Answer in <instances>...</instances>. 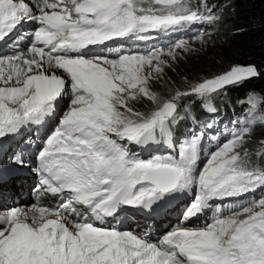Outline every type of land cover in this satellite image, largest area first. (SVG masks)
I'll return each instance as SVG.
<instances>
[{
	"label": "snow or ice",
	"instance_id": "obj_1",
	"mask_svg": "<svg viewBox=\"0 0 264 264\" xmlns=\"http://www.w3.org/2000/svg\"><path fill=\"white\" fill-rule=\"evenodd\" d=\"M219 18L207 0H0V39L36 25L26 48L0 55V139L46 123L65 104L35 153L36 201L0 209V264H264V193L254 195L264 189V139L250 147L264 126V96L248 95L246 117L213 148L202 141L214 122L173 139L191 115L184 100L214 112V97L261 74L254 63L232 64L182 86L165 80L193 43L211 39L184 33ZM151 33L181 35L108 47ZM159 82L171 85L166 94L154 90ZM161 142L169 154L144 159L130 148ZM182 193L192 197L183 220L160 237L106 223L122 206L150 209ZM44 195L59 202L43 203ZM216 200L234 202L187 226Z\"/></svg>",
	"mask_w": 264,
	"mask_h": 264
},
{
	"label": "trees",
	"instance_id": "obj_2",
	"mask_svg": "<svg viewBox=\"0 0 264 264\" xmlns=\"http://www.w3.org/2000/svg\"><path fill=\"white\" fill-rule=\"evenodd\" d=\"M214 8L219 20L212 24L211 31L227 41L221 58L231 64L254 63L260 76L229 86L223 94L214 97L212 104L246 110L243 103L249 94L264 96V0H207ZM208 26V27H209ZM227 99V100H226ZM182 103H191V114L198 115L203 102L190 97ZM190 116L180 121L176 127L183 130ZM264 139V126H257L253 139Z\"/></svg>",
	"mask_w": 264,
	"mask_h": 264
},
{
	"label": "rangeland",
	"instance_id": "obj_3",
	"mask_svg": "<svg viewBox=\"0 0 264 264\" xmlns=\"http://www.w3.org/2000/svg\"><path fill=\"white\" fill-rule=\"evenodd\" d=\"M199 0H192L193 4L198 3ZM212 25H210L206 29L195 27L192 30H205L210 35V42L206 45H202L200 43H193V47L196 49L195 51L188 53V54H182V58L179 59L176 62H173L171 64L170 68H166V76L165 80L170 81L172 85L176 86H182V82L184 78L188 79H194L197 77H208L213 74H217L219 72H222L223 70L227 69L229 65H232L230 62L223 60L221 58L223 48L226 46L227 41L224 37L220 35H216L212 33L211 31ZM194 32V31H193ZM185 35H191L192 32L184 33ZM181 34L167 39L165 42H158L155 40L147 41L142 43V40L137 39H130V40H124V48L126 49H143L147 47L149 44H164L169 42L170 40L177 39ZM120 46L119 44L113 43L108 45V47H117ZM27 47V46H26ZM24 47V48H26ZM4 48L0 49V55H6L10 54L11 52H4ZM103 51H107V48H104ZM97 52H100V50H97ZM171 85H166L164 82H159L154 84V90L160 91L162 93L167 92V88ZM225 92V91H224ZM223 92V93H224ZM221 93V94H223ZM227 100V99H226ZM139 107V105H137ZM65 110V104H61L58 108V111L54 117V121L59 119V117L62 115L63 111ZM206 136V133H205ZM204 136V137H205ZM260 139H253V143L250 144V147H254ZM205 141H202V147L203 143ZM214 143L207 142L205 146H208V149L214 147ZM5 191L3 190V193ZM264 193V189H259L255 196L259 197ZM251 195V194H250Z\"/></svg>",
	"mask_w": 264,
	"mask_h": 264
},
{
	"label": "bare ground",
	"instance_id": "obj_4",
	"mask_svg": "<svg viewBox=\"0 0 264 264\" xmlns=\"http://www.w3.org/2000/svg\"><path fill=\"white\" fill-rule=\"evenodd\" d=\"M13 187H12V185L11 184H9L8 185V188H6V190H11ZM5 191V190H4ZM3 195H9V194H7V193H4Z\"/></svg>",
	"mask_w": 264,
	"mask_h": 264
}]
</instances>
